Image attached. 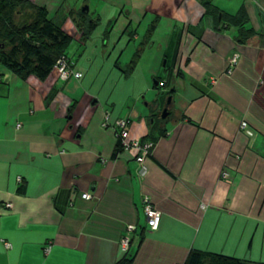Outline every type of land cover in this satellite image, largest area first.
<instances>
[{"label":"crops","instance_id":"obj_1","mask_svg":"<svg viewBox=\"0 0 264 264\" xmlns=\"http://www.w3.org/2000/svg\"><path fill=\"white\" fill-rule=\"evenodd\" d=\"M29 1L73 37L83 76L0 67V264H185L194 250L264 264V0ZM119 121L153 144L144 176Z\"/></svg>","mask_w":264,"mask_h":264},{"label":"trees","instance_id":"obj_2","mask_svg":"<svg viewBox=\"0 0 264 264\" xmlns=\"http://www.w3.org/2000/svg\"><path fill=\"white\" fill-rule=\"evenodd\" d=\"M78 22L85 39H88L98 27L97 23L90 22L88 14L83 12L79 14ZM233 22L238 27L236 40L239 43H246L254 32L245 30L237 17H233ZM153 29L154 26H151L150 31ZM73 40L71 35L50 19L47 9L29 0H0V67L6 72L23 81L32 76L45 81L53 74L57 61L66 56ZM138 60L139 55H136L130 68L124 71L126 75L133 71ZM155 81L157 82L155 87L159 88V79ZM116 264H132V260L125 257ZM185 264H246V262L194 250Z\"/></svg>","mask_w":264,"mask_h":264},{"label":"built area","instance_id":"obj_3","mask_svg":"<svg viewBox=\"0 0 264 264\" xmlns=\"http://www.w3.org/2000/svg\"><path fill=\"white\" fill-rule=\"evenodd\" d=\"M238 62H239V56L238 55H234L231 58V60H230V69H229V73L230 74L232 73L233 68L238 65ZM54 73L57 74L59 76V78H61L63 80H68L70 78L80 79L83 76L81 72H77L71 67L67 56H62L57 61L56 65L54 67ZM1 80H2V78L0 76V81ZM107 119H108V115H107ZM126 125H127L126 121H119L116 124V126L119 129H121V132H120V143H121V146L126 151L134 150V151H136V152H138L140 154V156H138V158H137V161L141 165L140 175L144 176L145 175L144 162H145L146 158L150 155V150H151L153 144L152 143L141 144L139 141L131 140L130 139V134L126 130ZM247 127L248 126H247L246 123L242 124V128L244 130H246ZM247 134L249 136H252V133L250 131H248V130H247ZM223 177L225 179L229 178V176L227 174H224ZM82 197H83V199H86V200H88V199L90 200L91 199V196L89 194H83ZM7 207L10 208L11 205L8 204ZM144 213H145V216H146V221H147L148 228L150 230H152V231L158 230L160 222H161V218H162V213L160 211H158L152 205L150 200L147 199V198L144 200ZM134 230H135V227L129 226V228L127 230V235L121 242L122 247L126 251L129 249L131 233H133Z\"/></svg>","mask_w":264,"mask_h":264},{"label":"rangeland","instance_id":"obj_4","mask_svg":"<svg viewBox=\"0 0 264 264\" xmlns=\"http://www.w3.org/2000/svg\"><path fill=\"white\" fill-rule=\"evenodd\" d=\"M77 49H78V47H77V45L75 44L74 46H73V48L72 49H70L69 50V55L71 56V57H74L75 55H76V53H77ZM106 72V71H105ZM89 77H90V75H89ZM168 100H169V98L166 100V103L168 102ZM158 121H161V116H158V119H157Z\"/></svg>","mask_w":264,"mask_h":264},{"label":"water","instance_id":"obj_5","mask_svg":"<svg viewBox=\"0 0 264 264\" xmlns=\"http://www.w3.org/2000/svg\"><path fill=\"white\" fill-rule=\"evenodd\" d=\"M85 11H88V8L85 9ZM171 99L168 100V104L170 103ZM168 112H167V107L163 110L162 112V118H165L167 116Z\"/></svg>","mask_w":264,"mask_h":264}]
</instances>
